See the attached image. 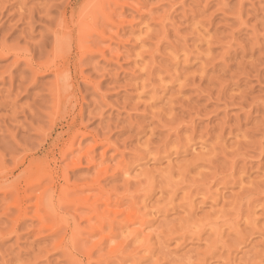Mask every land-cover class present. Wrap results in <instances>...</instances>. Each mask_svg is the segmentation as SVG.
I'll return each mask as SVG.
<instances>
[{"label":"rangeland","instance_id":"rangeland-1","mask_svg":"<svg viewBox=\"0 0 264 264\" xmlns=\"http://www.w3.org/2000/svg\"><path fill=\"white\" fill-rule=\"evenodd\" d=\"M84 1L0 0V264H264V0H118L58 106Z\"/></svg>","mask_w":264,"mask_h":264},{"label":"bare ground","instance_id":"bare-ground-1","mask_svg":"<svg viewBox=\"0 0 264 264\" xmlns=\"http://www.w3.org/2000/svg\"><path fill=\"white\" fill-rule=\"evenodd\" d=\"M117 2L118 0H85L84 3L77 10L72 11L67 17L69 24H70L69 26H67L65 22L66 8L64 7L60 11L59 31L54 32V43L59 46L57 49L58 54L56 55V57L52 60L45 61V62H37L34 60H31V61L28 60V62L26 61L27 62V64L25 65L26 69L29 70L32 73V75L35 76V77L33 76V81L37 80V76H45L48 74H52L54 76L55 78L54 83L56 86L55 100L58 106L60 105L61 99L72 91V86H73L72 85L73 77H72V72L70 71V69H65L63 74H61L60 72L62 68L65 66V62L68 58V55H69L68 48L70 47L69 49L70 51L72 49L71 48L72 41L70 37L72 36V34H74L75 41L80 47L84 43L86 44L87 36L91 37L96 33L99 34V36H101L102 31L99 29L100 26L98 24V20H100V17H103L105 20H110L112 13L111 12L109 13L107 11V8L109 7V8H112L113 10L114 9L116 10L117 8H122V7H118L119 5L117 4ZM96 39L97 41H100L98 40V37ZM62 42H65L64 43L65 46L61 48L60 43ZM84 49L85 48H81V50H84ZM5 53L7 54V52ZM9 53L10 52H8L6 56L10 55ZM2 54L1 56L5 57L4 54L3 55ZM80 128H78L75 131L66 149H63L61 151L62 156H66L67 154L73 153L72 147L74 144L75 137L78 134L83 135L85 132L84 130H82V128L81 129ZM72 165L79 166V162L72 161ZM44 178H45V175H43L41 178L31 180L30 182L24 184L22 189L20 191L18 190L19 194L17 197H16L17 192L16 194H14V192L11 193L15 195L16 197L14 200L13 206L14 208L18 209V215H17L18 218H21L22 216H26L27 209L26 207H24V205L26 203V200L28 199V196L26 195L27 190L34 189L36 186L42 183V180ZM14 187H15L14 180H12L11 182L9 181L7 185L4 184L2 190L5 194L7 193L10 194L9 192L14 190ZM7 195H5V197H8ZM52 196H54L53 186L51 187V190L49 192L46 190L43 193V196L40 198L41 199L40 204L43 203L45 199L52 197ZM90 213H93L94 215H96V209L90 208ZM47 216L48 215L44 216L45 219ZM137 217L140 218L139 215L132 214V219L130 220L134 221ZM90 218H92V216H90L88 220H90ZM44 227H48V225H45ZM63 242H64L63 240H60L58 246L62 245Z\"/></svg>","mask_w":264,"mask_h":264}]
</instances>
